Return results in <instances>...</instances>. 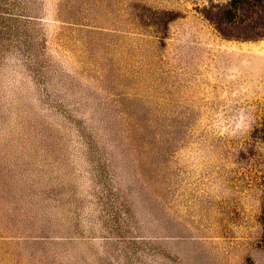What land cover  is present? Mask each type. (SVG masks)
Listing matches in <instances>:
<instances>
[{"label":"rangeland","instance_id":"374dc122","mask_svg":"<svg viewBox=\"0 0 264 264\" xmlns=\"http://www.w3.org/2000/svg\"><path fill=\"white\" fill-rule=\"evenodd\" d=\"M0 264H264V0H0Z\"/></svg>","mask_w":264,"mask_h":264}]
</instances>
